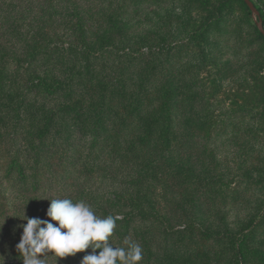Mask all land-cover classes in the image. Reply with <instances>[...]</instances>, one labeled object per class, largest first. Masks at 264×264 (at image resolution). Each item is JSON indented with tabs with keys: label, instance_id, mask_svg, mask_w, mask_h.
<instances>
[{
	"label": "rangeland",
	"instance_id": "rangeland-1",
	"mask_svg": "<svg viewBox=\"0 0 264 264\" xmlns=\"http://www.w3.org/2000/svg\"><path fill=\"white\" fill-rule=\"evenodd\" d=\"M9 1V6L18 2ZM110 1L121 0H72L71 5L57 0L51 11L58 25L61 18L100 16ZM146 1L149 9L138 2L127 8L142 11L132 27L150 34L156 89L165 91L163 75L180 81L178 86L167 83L170 95L183 98L173 116L180 135H173L164 159L160 151L146 159L139 144L133 147L127 139L114 143L116 148L106 143L107 148L92 151V131L85 128L70 141L64 132L51 134L35 155L34 142L23 134L27 107L18 108L20 78L0 72V87L3 81L14 85L13 90L0 89V158L5 162L0 206L9 214L0 218V264H18L17 255L13 259L1 250L16 249L25 215L49 219L47 209L55 198L84 201L101 218L119 216L110 243L126 247L127 238L140 244L139 264H264V39L259 18L239 0ZM253 3L264 15V0ZM191 129L198 132L195 140ZM125 147L134 149L136 158L120 163L117 155ZM109 149L117 154L113 157ZM138 210L152 216L125 218ZM91 251L58 264H81ZM46 264H56V258H47Z\"/></svg>",
	"mask_w": 264,
	"mask_h": 264
},
{
	"label": "trees",
	"instance_id": "trees-1",
	"mask_svg": "<svg viewBox=\"0 0 264 264\" xmlns=\"http://www.w3.org/2000/svg\"><path fill=\"white\" fill-rule=\"evenodd\" d=\"M239 1L252 13L244 0ZM55 2L57 0H18L12 6L9 0L0 2V72L20 78L22 95L18 108L27 107L23 134L34 142V154H41L37 148L40 149L51 134L64 132L69 136L65 139L70 141L77 129L85 128L92 131L88 133L92 137V151L106 143L116 148L114 143L127 139L133 147L139 144L137 148L146 159H153L150 155L158 151L162 159L166 158L165 153L169 152L166 147L173 135H180L175 130L177 121L173 116L183 105L182 96L170 95L167 83L178 86L180 81L171 76L168 80L163 75L160 81L165 86L161 90L165 91L159 93L156 89L149 65L154 51L149 43L150 34L146 30L137 33L132 27L142 11L139 7L127 8L138 2L144 5L142 8L149 9L150 2L110 1L100 16L61 18L58 25L51 11ZM68 4L71 5L72 0H68ZM45 14L47 20L43 18ZM260 18L264 25L262 13ZM259 35L264 39L260 32ZM0 89L13 90L14 85L3 81ZM9 98L13 99L12 95ZM175 103L174 109L172 104ZM156 129L161 131L156 132ZM145 130L148 132L141 137L140 131ZM191 130L190 139L195 140L198 132ZM0 148L4 150L3 146ZM109 152L113 157L117 154L114 149ZM134 152L129 147L119 150L120 163L136 158ZM113 157L109 156L110 160ZM4 164L0 158V172ZM14 165L15 160L8 163L10 171L14 170ZM20 177L25 178L26 173L22 172ZM8 215L5 205L0 206V218ZM151 216L138 210L131 211L125 218L130 221ZM1 252L13 259L17 255L18 264L23 262L15 248Z\"/></svg>",
	"mask_w": 264,
	"mask_h": 264
},
{
	"label": "clouds",
	"instance_id": "clouds-1",
	"mask_svg": "<svg viewBox=\"0 0 264 264\" xmlns=\"http://www.w3.org/2000/svg\"><path fill=\"white\" fill-rule=\"evenodd\" d=\"M49 219H24L25 224L16 250L23 264H46L47 258L58 260L92 249L81 264H139L143 259L140 244L124 240L126 247L110 243L119 216H97L84 201L69 198L50 199L46 213ZM55 222V223H53ZM97 250H100L97 253ZM51 254V255H50Z\"/></svg>",
	"mask_w": 264,
	"mask_h": 264
},
{
	"label": "water",
	"instance_id": "water-1",
	"mask_svg": "<svg viewBox=\"0 0 264 264\" xmlns=\"http://www.w3.org/2000/svg\"><path fill=\"white\" fill-rule=\"evenodd\" d=\"M244 1L247 4V6L249 7V9L251 10V12L254 14V16L259 18L258 29L262 33V35L264 36V25H263V21L260 18V12L258 11L257 7L254 5L253 2H251L250 0H244Z\"/></svg>",
	"mask_w": 264,
	"mask_h": 264
}]
</instances>
